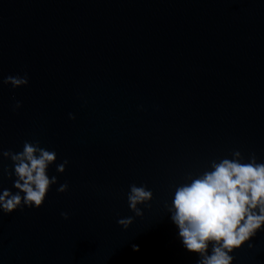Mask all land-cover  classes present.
<instances>
[{"label":"water","instance_id":"95a60500","mask_svg":"<svg viewBox=\"0 0 264 264\" xmlns=\"http://www.w3.org/2000/svg\"><path fill=\"white\" fill-rule=\"evenodd\" d=\"M24 141L55 151L57 184L0 212V264H196L164 205L234 150L264 162V0H0V189ZM131 184L153 193L140 217ZM251 244L233 264H264Z\"/></svg>","mask_w":264,"mask_h":264},{"label":"clouds","instance_id":"9594fccd","mask_svg":"<svg viewBox=\"0 0 264 264\" xmlns=\"http://www.w3.org/2000/svg\"><path fill=\"white\" fill-rule=\"evenodd\" d=\"M3 83L14 89L27 86V73L7 76ZM20 107L17 101L13 111ZM69 119L75 116L69 113ZM2 156L12 162L3 173L13 181L15 191L0 189V212L10 215L25 207H42L51 186L57 184L56 176L48 175L57 160L55 151L41 147L38 141H24L21 151L5 150ZM67 164L65 159L56 165V171L64 173ZM129 189L128 207L140 217V206L148 207L153 193L143 184H131ZM172 189L171 202L164 206L183 248L197 254L196 264H233V252L246 242L251 248V238L264 231V162H258L255 153L245 160L240 151L234 150L231 159L212 160L203 172L187 174L184 182ZM67 190V182L57 188L58 193ZM61 216L68 219L67 213ZM117 223L127 230L133 217L120 218ZM132 247L139 251L138 246Z\"/></svg>","mask_w":264,"mask_h":264}]
</instances>
